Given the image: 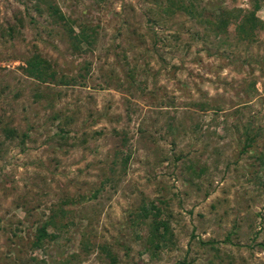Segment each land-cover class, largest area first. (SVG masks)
<instances>
[{
    "label": "rangeland",
    "instance_id": "obj_1",
    "mask_svg": "<svg viewBox=\"0 0 264 264\" xmlns=\"http://www.w3.org/2000/svg\"><path fill=\"white\" fill-rule=\"evenodd\" d=\"M51 1L90 43L0 0V264H264V0Z\"/></svg>",
    "mask_w": 264,
    "mask_h": 264
},
{
    "label": "trees",
    "instance_id": "obj_2",
    "mask_svg": "<svg viewBox=\"0 0 264 264\" xmlns=\"http://www.w3.org/2000/svg\"><path fill=\"white\" fill-rule=\"evenodd\" d=\"M35 2L44 4L46 11L54 22L58 21L66 25L67 31L71 35V45L74 49L79 50L81 43H90L91 36L90 33L87 32L88 29H86V27H81L79 28L78 32H73L69 26V22H67L68 20L63 16L59 8L54 3H52L51 0H35ZM257 7L258 5L254 2L251 5V8L248 10H241L239 8L234 9V15L232 12H218L217 21L214 24V27L217 29V31L222 32L225 30L228 21L231 19L229 17H232L236 22V27L239 33L242 35V37L248 39L249 36L254 34L255 29L261 27L263 24L262 21L255 15V10ZM22 71L25 75L41 82L54 81L56 78V72L53 69L52 64L38 53H33L24 59ZM57 79L61 81L59 76ZM11 131V128H7L5 130L7 134H11ZM248 146L250 147L249 143ZM151 208L155 210L152 215L156 216L158 213L157 207L151 205ZM140 210L144 216L148 214V210L145 205H142ZM155 219L156 218L152 219L154 225L152 227L153 229L151 230L150 236L148 237L149 243L153 245L152 247H158L160 242L167 239V236H169V234H167V222L164 220L156 221ZM53 223L54 222L52 218H48L39 227H37L34 245H38L45 237L55 239L56 236L53 234V232L50 233L47 230L49 226L53 225ZM158 226L162 227L161 231L157 230Z\"/></svg>",
    "mask_w": 264,
    "mask_h": 264
}]
</instances>
